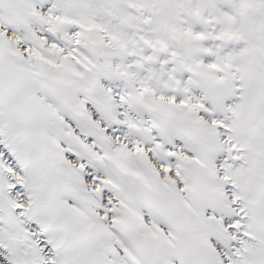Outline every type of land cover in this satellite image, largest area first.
<instances>
[{"label": "snow or ice", "instance_id": "obj_1", "mask_svg": "<svg viewBox=\"0 0 264 264\" xmlns=\"http://www.w3.org/2000/svg\"><path fill=\"white\" fill-rule=\"evenodd\" d=\"M0 264H264V0H0Z\"/></svg>", "mask_w": 264, "mask_h": 264}]
</instances>
